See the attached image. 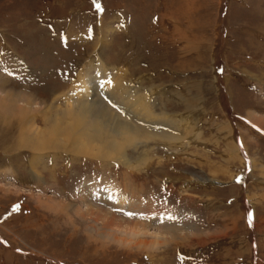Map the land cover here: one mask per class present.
<instances>
[{
	"label": "rangeland",
	"instance_id": "1",
	"mask_svg": "<svg viewBox=\"0 0 264 264\" xmlns=\"http://www.w3.org/2000/svg\"><path fill=\"white\" fill-rule=\"evenodd\" d=\"M84 82L154 138L129 163L66 147L33 161L19 114L0 109V264H264V125L249 118L264 119V0H0L1 96L31 98L27 119L48 131ZM94 185L133 208L84 199ZM84 200L183 239L103 240L77 213Z\"/></svg>",
	"mask_w": 264,
	"mask_h": 264
},
{
	"label": "bare ground",
	"instance_id": "2",
	"mask_svg": "<svg viewBox=\"0 0 264 264\" xmlns=\"http://www.w3.org/2000/svg\"><path fill=\"white\" fill-rule=\"evenodd\" d=\"M162 26L163 25H161V29ZM163 27H165V29L167 28L166 26ZM167 30H170L174 35L173 41L184 44L183 42L186 38H184V33L181 29L174 25V27L171 29L168 28ZM167 40L168 39L164 38L162 42L166 43ZM164 47L166 46L164 45ZM100 84L103 89L108 88L105 82H101ZM98 92L100 91L97 89V94ZM5 94V96L0 95V109L16 111L17 114H19L20 126L23 125L21 129L22 133L20 134L22 145L24 147L29 146L30 149L34 151L33 161H39L43 156H46L45 153L48 151L61 152L66 147L69 148V153L75 156L95 158L101 161H109V159L120 161L124 159V162L129 163L126 159V150L135 145L136 148H138L144 143L142 141L149 142L154 138L151 133L141 127L131 124L104 105L99 100L91 82L83 83L82 91L78 93L77 100H67L66 111L63 112L58 108L55 109L56 117L54 118L53 126L48 131L41 129L36 130L35 121L27 119L31 113L36 112V109L33 108L34 103L31 98L24 99L23 96H15L11 93ZM123 95L126 96V100L134 102V105L130 107H134L137 111L148 114L147 116L153 114L148 111L149 104L144 98L133 99L134 97L132 98L131 92H125ZM52 108L51 106V109ZM60 112H62V115H59ZM249 118L254 121L256 120V122L258 121L257 124L264 125V119L255 116V112L250 111ZM171 140L179 142L181 138H173ZM67 144H69L70 147L69 145L67 146ZM96 191L101 192V196L105 201H113L111 196L113 195L114 199L120 201L123 208H129L131 206L130 202L123 203L124 198L118 195L116 190L109 187L100 188L95 185L86 186L82 192L85 196L84 199L95 196L97 193ZM119 197L122 199H119ZM113 202L115 203V201ZM82 203L84 207L78 208L77 213L84 219L91 218V216L97 219L95 225L98 226V224H101L102 228L98 229L96 226H89L90 231L92 233H98L99 237L103 240L116 242L118 245L120 244V246L128 245L132 247H143L144 249H156L161 244L168 243L171 240L183 239L175 230H171L168 233L152 232L154 229L150 226L126 222L121 223L109 218L107 215H103L101 210H95L94 206L89 205L87 201L84 200ZM132 208L133 206H131V209ZM147 238L153 239L148 243L147 240H145Z\"/></svg>",
	"mask_w": 264,
	"mask_h": 264
}]
</instances>
